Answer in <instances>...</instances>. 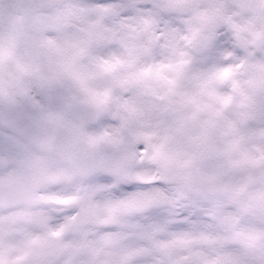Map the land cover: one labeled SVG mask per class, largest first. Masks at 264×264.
Returning a JSON list of instances; mask_svg holds the SVG:
<instances>
[{"label":"snow or ice","instance_id":"6c2138e0","mask_svg":"<svg viewBox=\"0 0 264 264\" xmlns=\"http://www.w3.org/2000/svg\"><path fill=\"white\" fill-rule=\"evenodd\" d=\"M0 264H264V0H0Z\"/></svg>","mask_w":264,"mask_h":264}]
</instances>
